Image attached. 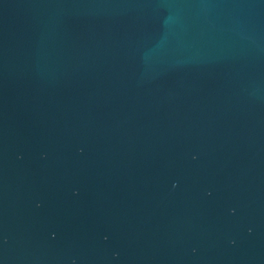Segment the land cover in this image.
I'll list each match as a JSON object with an SVG mask.
<instances>
[{"label":"water","instance_id":"95a60500","mask_svg":"<svg viewBox=\"0 0 264 264\" xmlns=\"http://www.w3.org/2000/svg\"><path fill=\"white\" fill-rule=\"evenodd\" d=\"M0 264H264V0H0Z\"/></svg>","mask_w":264,"mask_h":264}]
</instances>
